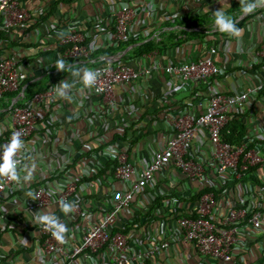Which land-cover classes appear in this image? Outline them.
<instances>
[{
  "label": "crops",
  "instance_id": "0c3cea01",
  "mask_svg": "<svg viewBox=\"0 0 264 264\" xmlns=\"http://www.w3.org/2000/svg\"><path fill=\"white\" fill-rule=\"evenodd\" d=\"M262 2L251 14L238 15L232 11L233 3L229 0H19L28 18L7 32L1 28L0 20V58L12 60L25 72L28 83L22 88L23 92L32 84L53 85L44 74L53 72L58 60L60 32L57 29L75 21L86 44L101 45L112 32L115 11L121 6L133 9L130 33L131 42H136L121 52L123 57L133 47L149 42L156 45L147 54L134 55L123 63L139 69L209 58L224 74L213 75L206 82H191L171 76L161 68L138 81L116 86L113 100L103 102L96 97L89 105L78 94L83 86L70 82L73 85L69 90L71 99L58 98L51 105V116L47 118L50 133L42 130L25 157L21 173L31 171L27 180L23 178V188L14 194H5L0 202V212L15 220L14 229L6 230L0 238V264H46L51 258L43 252L33 220L41 211L52 212L55 216L61 211L58 206L51 205L25 213L27 204L33 199L28 194L31 186L46 183L61 167L74 175L81 173L84 166L78 164L81 154L94 149L92 128L85 116L89 106L105 111L98 131L105 142L112 141L113 150L125 148L128 161L140 170L150 165L172 136V120L184 112L203 113L211 91L232 94L263 81L264 58L254 55L264 39V0ZM220 8L234 23L249 17L238 27L242 30L239 37L213 30V12ZM195 18L200 25L185 30L183 25ZM77 64L84 63H74ZM80 68L93 69L91 66ZM74 89L78 90L72 92ZM25 100L19 102L11 93L0 98V138L9 133L8 110L17 103L22 105ZM230 111L232 118L223 132L227 141L234 143L239 136L247 134L264 137V91L250 95L241 108ZM203 135L201 130L196 133L193 150L198 148V158L208 160L211 148ZM96 153L90 155L93 161L90 168L94 173L88 180L97 181L98 178L99 184L86 186L82 217L78 221L67 220L68 231L75 235L72 234L73 243L80 239L88 223L98 221L110 210L111 186L115 189L123 186L116 181L108 184L109 158ZM204 168V182H190L178 169L168 165L156 173L142 193L134 195L129 208L121 212L118 225L125 233L133 235L134 246L143 249L152 240L169 242V250L152 258L154 264H185L187 250L179 241L176 218L193 214L198 193L206 188L218 193L217 200L223 206L224 189L213 181L207 165Z\"/></svg>",
  "mask_w": 264,
  "mask_h": 264
},
{
  "label": "built area",
  "instance_id": "2783aa9c",
  "mask_svg": "<svg viewBox=\"0 0 264 264\" xmlns=\"http://www.w3.org/2000/svg\"><path fill=\"white\" fill-rule=\"evenodd\" d=\"M229 1L237 3L242 0ZM262 4L263 2L258 6ZM133 16V9L130 7L121 6L117 9L113 17V30L101 45L86 44L75 21H69L65 27H60L61 30L57 29L60 32L58 45L64 48L57 54V59L89 60L101 48L133 41L130 33ZM27 18L28 14L20 8L19 0H0V20L4 29L16 28ZM254 55L264 58V39L260 41ZM123 60L121 52L100 58L102 63L92 69L100 70V75L92 87H85L76 77L64 81L83 86L78 94L89 105L96 97L103 102L113 100L116 86L138 81L161 68L171 76L191 82H206L213 75L224 74L209 58L163 67L154 64L139 69L123 63ZM26 78L25 72L15 62L0 58V98L6 93L18 92L17 100L23 101L24 92L22 89L19 92V89ZM54 85L56 84L33 94L22 105H12L7 112L10 129L8 135L0 139V145L6 144L13 132H20L24 147L15 157L18 161V179L0 176V202L5 194H14L23 188V178L29 176L31 171L21 173L25 157L30 154L35 138L42 130L50 133L47 118L51 116V105L58 100ZM263 91L264 80H259L242 92L222 94L211 91L203 113L194 115L184 112L172 120V136L164 148L155 154L150 165L140 170L128 161L125 148L113 150L114 146L107 144L105 137L100 136L98 131L105 111L100 112L98 108L89 106L85 116L92 128V147L99 149L98 154L102 153L109 158L111 168L108 184L112 185L116 181L123 186L120 189L111 186L110 210L98 221L88 223L76 243L72 242L73 233L68 230L64 242L61 243L52 237L46 227L36 219L33 220L42 241L43 252L51 257L46 264H154L152 258L169 250V242L152 240L141 249L134 246L133 235L125 233L118 224L121 212L129 208L134 195L142 193L155 174L168 165L178 169L190 182H204V165H207L213 181L225 193L224 207L217 200L218 193H198L193 214L176 218V227L180 232L179 241L187 250L185 264H264V137L247 134L239 142L231 143L223 135L232 118L230 110L241 108L250 95ZM200 130L211 148L208 160L198 158V148L193 150L194 138ZM84 155L85 153L81 154L78 162L84 165L80 174H71L66 167H61L53 172V176L46 183L31 186L33 199L27 204L25 213L51 205L60 209L58 202H69L73 204L72 211L65 215L60 209L61 212L56 217L66 227L67 220L78 221L84 214L83 193L86 186L99 184L98 178L97 181L88 180L94 173L90 168L93 161L92 157L86 158ZM14 222L0 212V238L6 230L14 229ZM73 236L75 237L74 234Z\"/></svg>",
  "mask_w": 264,
  "mask_h": 264
},
{
  "label": "clouds",
  "instance_id": "9594fccd",
  "mask_svg": "<svg viewBox=\"0 0 264 264\" xmlns=\"http://www.w3.org/2000/svg\"><path fill=\"white\" fill-rule=\"evenodd\" d=\"M258 4L255 0H248V2H242L240 5V13L242 15H249L256 10ZM213 30L218 31L222 34H227L231 37H239L241 35V29L236 27L233 19L227 15L221 8L213 12ZM55 69L57 71L68 70L72 77H76L85 87H92L100 75V70H92L88 68H73L66 67L62 59H58L55 63ZM72 83L68 80H62L59 84L54 85L55 96L57 98L71 99L69 95V90L72 88ZM24 143L21 139L20 132H13L8 139L6 144L0 145V176H6L9 179L17 180L16 168L17 159L16 154L19 150L23 149ZM25 180L28 176L24 177ZM28 195H31L29 193ZM61 211L67 215L73 209V204L69 202H58ZM36 221L42 226L46 227L53 238L64 242L65 233L67 232V227L65 224L61 223L59 218L55 216L52 212L41 211L40 215L35 217Z\"/></svg>",
  "mask_w": 264,
  "mask_h": 264
},
{
  "label": "trees",
  "instance_id": "16d2710c",
  "mask_svg": "<svg viewBox=\"0 0 264 264\" xmlns=\"http://www.w3.org/2000/svg\"><path fill=\"white\" fill-rule=\"evenodd\" d=\"M242 2H248V0H242L241 2H237V3H233L232 4V11L235 12V14H238L240 15V5ZM255 2L257 4H260L262 2V0H255ZM264 10V9H263ZM198 18V17H197ZM193 19L191 22L189 23H183V28L186 29H189V28H192L194 26H197V25H200V23H198L199 19ZM249 17H245L244 19L236 22V27H239L245 20H247ZM235 19V18H234ZM201 22H204L203 19H200ZM197 24V25H196ZM2 26V25H1ZM5 32H7L6 29H4L3 27H1ZM113 28V27H112ZM59 30V29H58ZM113 30V29H112ZM9 31V30H8ZM192 32V31H190ZM192 33H195L194 31ZM190 33V34H192ZM186 34H189V32H187ZM133 43H136V42H122V43H119L117 44L116 46L114 47H111V48H108L107 50H98L96 51L95 53H93V55L91 56V58L89 60H80V59H62L66 65V67H73V68H80V67H86V66H91L92 68H95L96 66H98L100 63H102L100 60V58H105V57H110L112 55H115L116 53L118 52H122L125 48H127L128 46L132 45ZM156 45L153 43V42H149V43H145V44H142L141 46L139 47H133L129 52L128 54H126L123 59H131L134 55L135 57L137 56H141L143 54H147L148 52H150V49L155 47ZM64 48L62 47H59L58 48V52L61 53L63 51ZM152 50V49H151ZM79 61H83L84 64H77V65H74V63L76 62H79ZM44 76L46 77V79L48 80V82L51 84H54V83H59L61 82L62 80L64 79H69L71 80V73L70 71L68 70H65V71H57L55 69V66H54V71L51 72V73H45ZM28 80V79H27ZM25 80L20 89H19V92L21 91V89L24 87V85L26 83H28V81ZM49 88V85L48 86H44V87H40L38 86V84H32V85H29L26 87V89L24 90V99H29L33 94L37 93V92H42V91H45ZM18 92L14 93L12 92L11 95L12 97L13 96H16ZM18 104L20 103H17V105L15 106H19ZM104 121V120H103ZM102 121V123H103ZM100 136H103L101 133H100ZM118 137V136H117ZM229 137H232L229 135ZM119 138V137H118ZM241 136L238 137L237 141L236 142H239L241 140ZM1 139V138H0ZM231 141V140H230ZM228 141V142H230ZM112 141H110L108 144L110 145H113L111 144ZM114 142V141H113ZM99 149H93L87 153H85L84 157H90V155H92L93 153H96ZM108 167L107 170L111 167V163H108ZM105 172V171H103ZM103 175V174H101ZM211 190L206 188V189H203L199 194H203V193H207V192H210Z\"/></svg>",
  "mask_w": 264,
  "mask_h": 264
}]
</instances>
